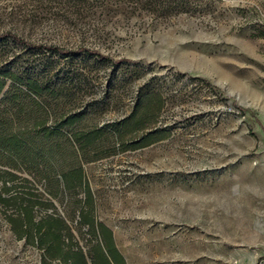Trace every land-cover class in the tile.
<instances>
[{
    "label": "rangeland",
    "instance_id": "rangeland-1",
    "mask_svg": "<svg viewBox=\"0 0 264 264\" xmlns=\"http://www.w3.org/2000/svg\"><path fill=\"white\" fill-rule=\"evenodd\" d=\"M0 32L29 42L0 38V68L46 86L38 99L52 130L24 126L29 153L3 150L0 167L20 176L5 195L23 203L0 204V264L60 263L32 241L58 218L85 249L96 246L79 221L88 190L124 264H264V0H0ZM6 81L5 90L14 84ZM141 91L164 97L156 126L125 128L123 142L102 131L131 113ZM9 101L4 118L17 110ZM154 127L167 135L134 146ZM97 131L83 149L74 140ZM76 166L83 184L67 188L63 173ZM29 199L42 202L31 240L18 232V206Z\"/></svg>",
    "mask_w": 264,
    "mask_h": 264
},
{
    "label": "trees",
    "instance_id": "trees-1",
    "mask_svg": "<svg viewBox=\"0 0 264 264\" xmlns=\"http://www.w3.org/2000/svg\"><path fill=\"white\" fill-rule=\"evenodd\" d=\"M8 35L13 36V40L17 43H21L28 46L30 45L29 42H27L20 36L13 35L7 32H0V38H4ZM47 49H49L51 52H56L57 54L66 56H71L73 54L84 52L86 55H96L97 59L100 61L108 60L113 65H116V63L120 62L109 58L107 55L91 51L87 48H79L78 50L72 51L66 48H62L60 46H47ZM7 78L12 79L14 84H25L27 86V90H22L14 84H12L11 87L5 90ZM13 91L21 92L23 97L29 101L30 110L25 112L23 108L19 107V104L17 102L18 96L13 95ZM45 91L46 86H44L43 83L39 80H26L24 76L20 75L17 72H14L13 70H3L0 68V95H2L0 105L10 100L12 107L17 109L14 112L15 115L11 114V116H7L6 118H4L3 112H0V160L1 156L3 155V150H7L10 153V157L13 158V156L22 157L23 154L29 153V151L32 149L29 145L26 144V139L21 136L24 131V126L28 128L29 125H34V130H42L47 135L52 132L50 128L45 126L44 119L48 113L42 106L40 100L38 99H44V97H46ZM164 104L165 100L161 92L149 91L146 93L141 91L136 100V103L133 106L131 113L119 121L107 124L102 128V131H104V129H110V131L113 132L123 142V131L125 130V128H130V131L134 133L140 129H147L149 125H155L158 120L159 112L164 107ZM23 113L24 117H21ZM74 117L75 116L70 115L68 117L62 118V120L58 122L57 133L59 136L63 135L62 128L64 126L72 125V123L76 120V117ZM15 120H19L21 123L18 131L14 130L15 128L13 127ZM161 129L162 128L160 127H154L153 129L149 130L147 133H145L143 139L140 142L134 144V146L146 145L153 142V140L155 139L157 140V138H164L167 134ZM100 133V131H97L96 134H94V132H91L90 134L88 133L84 136V133L73 132V136L78 146L83 149L85 145H87L89 142L86 141L87 138L94 137V135H98ZM71 147L72 153L76 155V151L73 144L71 145ZM83 177L84 170L81 166H76L70 174L63 173V180L67 188L82 186ZM19 178L20 176L17 173L0 167V181L3 182V186L0 188V204L8 205L10 201H13L5 195L10 191L8 181H16ZM29 195L32 196L35 194L33 192H29ZM14 201L17 204L23 203V199L15 198ZM35 202L36 204H34ZM92 203L93 193L88 190L85 204L89 207L88 209H83L79 221L81 224H84L89 227V230L91 231L94 237L99 238L100 242L93 248L85 249V247L75 239V236L71 232L70 227L66 223V221L61 218L55 220L53 227L49 229L47 228L44 238L41 237L40 240H32L38 245L44 247L47 251V255L50 258L59 260L60 263L55 264L125 263L123 257L121 256L116 247L113 230L106 224L96 221ZM37 204H42V202L38 199H29L28 205H25L24 207L20 205L18 206L21 211L20 216L22 217V219L19 220V225L26 226V230H18L19 235L23 236V234L25 233L30 240V228H32V226L34 225L32 220L33 211L35 205ZM44 228L45 227L40 224L35 226L34 229L41 234Z\"/></svg>",
    "mask_w": 264,
    "mask_h": 264
},
{
    "label": "water",
    "instance_id": "water-1",
    "mask_svg": "<svg viewBox=\"0 0 264 264\" xmlns=\"http://www.w3.org/2000/svg\"><path fill=\"white\" fill-rule=\"evenodd\" d=\"M0 98H1V96H0Z\"/></svg>",
    "mask_w": 264,
    "mask_h": 264
}]
</instances>
